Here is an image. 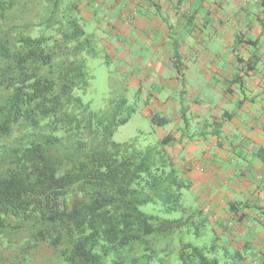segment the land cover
<instances>
[{
  "label": "trees",
  "instance_id": "trees-1",
  "mask_svg": "<svg viewBox=\"0 0 264 264\" xmlns=\"http://www.w3.org/2000/svg\"><path fill=\"white\" fill-rule=\"evenodd\" d=\"M64 5L0 0V264H151L192 216L140 207L157 197L175 210L188 185L167 168L173 155L113 140L133 110L126 100L97 113L75 94L89 86L83 55L95 51L82 18L64 25L59 14L79 13L75 2ZM172 141L168 134L159 142ZM179 258L220 264L191 243Z\"/></svg>",
  "mask_w": 264,
  "mask_h": 264
},
{
  "label": "crops",
  "instance_id": "crops-1",
  "mask_svg": "<svg viewBox=\"0 0 264 264\" xmlns=\"http://www.w3.org/2000/svg\"><path fill=\"white\" fill-rule=\"evenodd\" d=\"M75 4L86 22L95 21L103 7L106 11L100 17L107 21V30L124 39L135 40L138 34L152 47L155 60H170L167 55L175 54L173 65L178 74L189 77L187 89L196 97L182 116L176 112L173 116H190L201 125L203 141L191 142L188 129L182 136L172 131L160 139L172 135L168 153L176 158L186 149L187 185L204 190L201 212L216 228L224 252L241 264H264V0H75ZM116 9L120 12L114 13ZM209 41L238 42L244 55L208 49ZM169 43L180 51H173ZM181 56L189 62L179 63ZM149 63L150 71L164 76L162 62ZM214 75L217 82L210 78ZM198 76L222 95L214 107L198 98L203 88L196 82ZM150 93L158 95L154 88ZM205 110L213 114L201 121ZM198 143L203 146L202 161L194 156Z\"/></svg>",
  "mask_w": 264,
  "mask_h": 264
},
{
  "label": "rangeland",
  "instance_id": "rangeland-1",
  "mask_svg": "<svg viewBox=\"0 0 264 264\" xmlns=\"http://www.w3.org/2000/svg\"><path fill=\"white\" fill-rule=\"evenodd\" d=\"M75 0H63L65 9L67 10L68 4L74 3ZM53 3V2H52ZM36 4L33 5V7ZM47 5L45 2L44 8ZM34 9V8H33ZM69 13L62 12L59 16L63 17L64 25H67V20L73 17L81 18L76 11L71 12V8H68ZM100 16L103 17L106 10L103 7L98 9ZM120 9H116L114 13H119ZM110 14V13H109ZM97 17L95 21L86 22L81 24L84 30L88 34H92V42L95 54L83 55L85 58L87 69L91 74L89 86L85 91L76 89L75 94L79 96L83 102L89 103L91 110L97 113H109L114 102L119 100H126L127 104L131 106L132 113L127 122L119 125L113 135V140L117 143H129L134 142L138 149L145 150L148 146L158 147L161 154H165L172 148L171 143L169 145L160 144V137L165 136L172 131H178L177 135L182 136V133L187 129L190 131L188 138H191V142L195 143L192 138H199L202 140L201 131H203L201 125L193 122L190 116L186 118L177 119L173 116V112L178 115H183V108L190 104L191 100L196 97V94L191 95L187 87L189 86V77H185L178 74L176 71L177 66L173 65L175 61L174 53L167 55L170 60H155L152 56V47L142 42V39L138 34H134L133 38L124 39L121 36H116L115 33L107 30V21H101L103 18ZM101 21V22H100ZM35 35L39 34V31L34 32ZM108 41V45L105 41ZM181 45V44H180ZM169 46L173 51L180 48L175 43H169ZM241 44L233 42L231 45L219 44L216 41L208 42V49H216L224 51H234L239 56L244 55L242 52ZM252 50L254 47L251 46ZM166 58V56H164ZM161 64V72L164 76L160 75V71L152 72L148 69L149 62ZM187 61L181 56L179 63L185 65ZM221 61L220 63H223ZM178 63V64H179ZM196 65L200 64V61H193ZM210 64L216 65V60L210 61ZM201 66V64L199 65ZM217 66V65H216ZM179 67V66H178ZM192 72L196 69V66L190 67ZM199 81H196L198 85H202V91L199 94L200 99L204 100V104H208L211 101L213 103L219 102L221 94L217 91H213V87L205 86L202 76L197 77ZM214 82H217V76H211ZM177 84V85H176ZM154 90L158 93L156 98L151 96L150 90ZM212 90V91H211ZM240 99L243 98L242 93ZM155 102H159V109L155 106ZM158 105V106H159ZM175 110V111H174ZM125 114V113H124ZM159 114L166 117L168 122L164 125L154 124L152 116ZM213 114L209 110H205L202 114L201 121L209 120L210 115ZM187 119V120H186ZM196 139V140H197ZM184 146H187L185 144ZM198 149L195 151V158L202 161V149L201 143L197 144ZM170 154V153H169ZM167 154V156L169 155ZM176 160L177 163L174 166L169 164L168 169H174L176 175V181L178 183L189 184L186 178L184 166L185 159H188V153L186 149H183V153L180 152ZM170 156V155H169ZM175 157V156H174ZM171 193H178V187L172 186ZM204 190L192 184L190 186H184L181 188L180 205L176 206L175 210L166 212L167 205L160 198H155L154 201L146 203L140 207V209L148 214L158 215L161 218L178 219L180 217L192 216L191 222L184 226L182 229L176 230L170 238L166 241L169 242V248L165 251H159L158 256L151 262V264H183L179 258V251L182 243H191L194 246L205 248V253L211 258H217L220 264H241L239 258L229 256L224 252L221 243L217 235L216 228L210 222H205L204 214L201 210L204 208L203 201ZM173 203H170L172 206ZM161 244L162 246H165ZM250 260V258H249Z\"/></svg>",
  "mask_w": 264,
  "mask_h": 264
}]
</instances>
